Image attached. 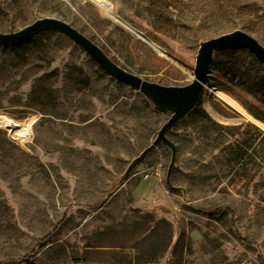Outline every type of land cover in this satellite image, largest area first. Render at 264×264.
Here are the masks:
<instances>
[{"label": "rangeland", "instance_id": "1", "mask_svg": "<svg viewBox=\"0 0 264 264\" xmlns=\"http://www.w3.org/2000/svg\"><path fill=\"white\" fill-rule=\"evenodd\" d=\"M40 17L163 86L191 81L198 39L241 29L264 46V0H0V32ZM234 52L214 55L197 108L168 135L171 183L190 202L166 186L171 157L159 145L99 207L169 115L58 32L0 43V264H264V164L246 173L235 153H251L264 134L213 92L264 119V68L247 67L260 95L247 92L225 68L256 58ZM28 119L25 142L9 134L7 120ZM224 207L234 223L218 221Z\"/></svg>", "mask_w": 264, "mask_h": 264}, {"label": "water", "instance_id": "2", "mask_svg": "<svg viewBox=\"0 0 264 264\" xmlns=\"http://www.w3.org/2000/svg\"><path fill=\"white\" fill-rule=\"evenodd\" d=\"M46 32H58L64 35L74 46L84 51L104 74L115 82L122 83L143 94L155 111L169 115V119L158 127L149 145L132 157L122 174L113 179L108 187L109 189L100 200L99 207H102L106 200L116 194L119 189L125 188V184L133 176L135 170L145 162L146 157L159 145L165 146L171 157L166 170V186L173 192H179L187 203L190 202L185 189L171 183V174L177 166L176 145L169 140L168 135L177 124L186 119L197 108L209 73L208 69L216 53L246 50L264 68V46L241 29L226 32L210 39H198V49L195 54L191 81L184 86H163L157 82H150L129 69L123 68L110 59L99 45H95L84 34L82 35L69 24L57 18L40 17L19 30L0 32V43L12 45Z\"/></svg>", "mask_w": 264, "mask_h": 264}, {"label": "trees", "instance_id": "3", "mask_svg": "<svg viewBox=\"0 0 264 264\" xmlns=\"http://www.w3.org/2000/svg\"><path fill=\"white\" fill-rule=\"evenodd\" d=\"M17 44V43H16ZM13 44V45H16ZM236 52L234 51H226L223 53H216L219 55H232ZM256 67L260 69V64L258 63V61L254 60L251 56L249 57V62L247 63V65L244 62H240L237 60H229L227 62V66L225 68V74L231 77V80L235 83H238L239 85H243L245 90H247V92L249 93H257L258 95L259 92L257 91L256 88L259 87V83L257 82V80H251L250 76H249V72L247 67ZM247 111L255 118L258 119L262 122H264L263 117L261 116L260 113L258 112H254L251 109H247ZM247 126H250L247 124ZM254 131H256L255 128H253L252 126H250ZM262 142L258 143V145H256L254 147V149L251 151V153H247L246 150H243L241 147L236 148L235 153L238 156V164H239V168L242 169L243 171L245 170L246 173H250L253 171L258 170L259 168H262V164H264V137L261 138ZM254 155H258L261 157V160H259L258 162H256V160L254 159ZM224 214L218 219L219 222H221L223 219H225L226 217H229L231 222L234 223L235 221V214L234 212H232V210H230L227 207H224ZM46 238H44L43 240H41L40 243H38V247L41 246V243L46 241Z\"/></svg>", "mask_w": 264, "mask_h": 264}, {"label": "bare ground", "instance_id": "4", "mask_svg": "<svg viewBox=\"0 0 264 264\" xmlns=\"http://www.w3.org/2000/svg\"><path fill=\"white\" fill-rule=\"evenodd\" d=\"M105 15L112 17L117 20V17L110 14L108 11L103 9ZM147 41V40H146ZM152 46V45H151ZM158 47V46H157ZM154 46V48H157ZM158 52L160 51L157 48ZM162 51V50H161ZM214 95L217 99H219L224 106L231 109L233 112H236L242 119H245L248 123L258 129L262 134H264V123L258 119H255L250 113L246 112L243 108H241L232 98L226 96L220 91L213 90ZM33 123L32 119H28V121L17 122L13 120L6 121V128L8 129L9 134L17 138V140H21L25 142L26 136L29 135L30 126ZM17 132V135H14Z\"/></svg>", "mask_w": 264, "mask_h": 264}, {"label": "crops", "instance_id": "5", "mask_svg": "<svg viewBox=\"0 0 264 264\" xmlns=\"http://www.w3.org/2000/svg\"><path fill=\"white\" fill-rule=\"evenodd\" d=\"M120 249V248H118ZM118 249L116 250H113V249H109L108 251H118ZM101 251V252H104V250H101L100 248H96V249H92L91 247L90 248H86L85 251ZM95 264H97L96 262H94ZM100 264H104V263H100Z\"/></svg>", "mask_w": 264, "mask_h": 264}]
</instances>
